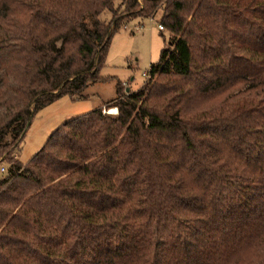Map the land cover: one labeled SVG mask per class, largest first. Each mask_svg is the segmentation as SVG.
I'll return each instance as SVG.
<instances>
[{"label":"trees","instance_id":"1","mask_svg":"<svg viewBox=\"0 0 264 264\" xmlns=\"http://www.w3.org/2000/svg\"><path fill=\"white\" fill-rule=\"evenodd\" d=\"M158 10L145 83L19 162L36 111L82 96L122 21ZM3 162L0 264H264V0H0Z\"/></svg>","mask_w":264,"mask_h":264},{"label":"rangeland","instance_id":"2","mask_svg":"<svg viewBox=\"0 0 264 264\" xmlns=\"http://www.w3.org/2000/svg\"><path fill=\"white\" fill-rule=\"evenodd\" d=\"M161 14L158 10L153 17L134 16L122 21L110 38L105 62L98 72L100 80L88 85L80 97L62 95L36 111L14 151L19 162L27 163L59 125L116 97L117 83L131 90L145 83L143 72L159 60L170 40V32L158 28ZM101 17L108 20L111 12L105 11ZM103 112L115 115L117 109L103 107Z\"/></svg>","mask_w":264,"mask_h":264},{"label":"built area","instance_id":"3","mask_svg":"<svg viewBox=\"0 0 264 264\" xmlns=\"http://www.w3.org/2000/svg\"><path fill=\"white\" fill-rule=\"evenodd\" d=\"M158 28H159L160 30L164 29L163 26H162L161 24H158ZM148 75H149V72H143V74H142V76L145 77V78H147ZM123 85H125V84H123ZM5 171H6V167H5V165L0 164V176H2V175L5 173Z\"/></svg>","mask_w":264,"mask_h":264},{"label":"water","instance_id":"4","mask_svg":"<svg viewBox=\"0 0 264 264\" xmlns=\"http://www.w3.org/2000/svg\"><path fill=\"white\" fill-rule=\"evenodd\" d=\"M126 91H128V88L126 89Z\"/></svg>","mask_w":264,"mask_h":264},{"label":"crops","instance_id":"5","mask_svg":"<svg viewBox=\"0 0 264 264\" xmlns=\"http://www.w3.org/2000/svg\"><path fill=\"white\" fill-rule=\"evenodd\" d=\"M103 105V104H102Z\"/></svg>","mask_w":264,"mask_h":264}]
</instances>
